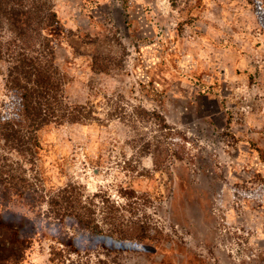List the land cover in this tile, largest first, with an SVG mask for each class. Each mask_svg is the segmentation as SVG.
<instances>
[{"label":"rangeland","instance_id":"obj_1","mask_svg":"<svg viewBox=\"0 0 264 264\" xmlns=\"http://www.w3.org/2000/svg\"><path fill=\"white\" fill-rule=\"evenodd\" d=\"M43 2L63 23L54 45L69 101L98 109L93 123L43 130L39 171L161 241L109 264H264V0ZM49 245L41 233L24 264H50Z\"/></svg>","mask_w":264,"mask_h":264},{"label":"trees","instance_id":"obj_2","mask_svg":"<svg viewBox=\"0 0 264 264\" xmlns=\"http://www.w3.org/2000/svg\"><path fill=\"white\" fill-rule=\"evenodd\" d=\"M62 24L43 0H0V264H24L43 232L50 264L116 263L130 245L161 242L139 220L125 224L119 208L99 194L87 195L74 183L49 185L39 171L45 128L97 120L94 104L74 105L67 97L69 79L56 64L54 45ZM91 60L95 73H110L106 58ZM135 115L170 128L141 107Z\"/></svg>","mask_w":264,"mask_h":264}]
</instances>
